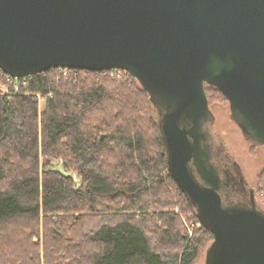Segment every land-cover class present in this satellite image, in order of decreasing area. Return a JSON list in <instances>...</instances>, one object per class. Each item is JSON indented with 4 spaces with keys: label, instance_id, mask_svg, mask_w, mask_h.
I'll list each match as a JSON object with an SVG mask.
<instances>
[{
    "label": "water",
    "instance_id": "water-1",
    "mask_svg": "<svg viewBox=\"0 0 264 264\" xmlns=\"http://www.w3.org/2000/svg\"><path fill=\"white\" fill-rule=\"evenodd\" d=\"M53 68L134 77L168 172L213 237L205 264H264V211L216 145L205 92L218 90L244 139L264 144V0H0V70Z\"/></svg>",
    "mask_w": 264,
    "mask_h": 264
},
{
    "label": "trees",
    "instance_id": "trees-1",
    "mask_svg": "<svg viewBox=\"0 0 264 264\" xmlns=\"http://www.w3.org/2000/svg\"><path fill=\"white\" fill-rule=\"evenodd\" d=\"M55 71L0 94V264H192L203 239L162 212L165 181L198 222L196 211L168 172L157 121L148 139L134 77ZM26 222L41 224V242Z\"/></svg>",
    "mask_w": 264,
    "mask_h": 264
},
{
    "label": "rangeland",
    "instance_id": "rangeland-1",
    "mask_svg": "<svg viewBox=\"0 0 264 264\" xmlns=\"http://www.w3.org/2000/svg\"><path fill=\"white\" fill-rule=\"evenodd\" d=\"M55 72L58 74L57 71ZM58 75L64 79L70 81L72 80L73 82L77 77L76 71H62ZM123 75L124 74L121 72L113 71L108 75V77H121ZM134 80L135 81L132 86V95L133 98L137 97V99H134L136 101L137 110H140V114L141 112L144 114L145 111L146 114L148 113L146 115L148 117L144 127L147 130L148 139H150L153 131L149 128H151L153 122L156 121V112L154 107L147 101L146 94L141 95L142 88L135 78ZM16 86L17 81H7L5 78L3 83L0 81V94L9 92ZM205 92L208 96L209 108L214 115L213 132L217 137L216 145L224 152H227L237 162L246 184L254 192L256 204L261 210L264 211V144L252 145L250 142H247L244 139L239 127L230 119L228 103L224 97L216 93L213 88L207 87ZM37 101L38 110L40 112L43 109V99L38 97ZM153 147L154 146H152V148ZM55 168H58V166ZM234 177L236 180L241 178L238 175H235ZM160 192L162 193V204H164L162 207V212H174L177 215L178 225L182 227V230L187 233L188 237H202L203 244L199 249L197 258L192 264H205V252L207 247L210 245V241L209 238L201 235L203 233H200V223L197 221L195 222L191 218V212L188 211L185 206L181 208V198L178 196L171 183L165 181V183L160 188ZM107 213L119 214L121 212L111 209ZM10 225L7 228L11 227ZM39 225V227H35L32 223L26 222L23 226L25 228H31L32 230L37 231L39 234L38 240L41 242L42 231L41 224Z\"/></svg>",
    "mask_w": 264,
    "mask_h": 264
},
{
    "label": "built area",
    "instance_id": "built-area-1",
    "mask_svg": "<svg viewBox=\"0 0 264 264\" xmlns=\"http://www.w3.org/2000/svg\"><path fill=\"white\" fill-rule=\"evenodd\" d=\"M57 72H58V74H60V72H62V71H65V72H67V71H70V72H74V71H76V70H73V69H69V68H54ZM2 71L0 70V73H1ZM99 72H101L102 73V75H109L111 72H113L112 71V69L111 70H105V71H99ZM31 76V75H30ZM30 76H25V77H21V78H13V77H10V76H8L7 75V81H15V80H18V79H22V85H24L25 83H26V80L30 77ZM15 89H17V86L15 87Z\"/></svg>",
    "mask_w": 264,
    "mask_h": 264
}]
</instances>
